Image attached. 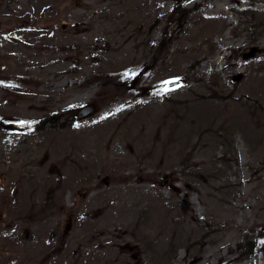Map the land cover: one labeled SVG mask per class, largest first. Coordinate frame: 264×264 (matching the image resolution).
<instances>
[{
	"label": "rangeland",
	"instance_id": "rangeland-1",
	"mask_svg": "<svg viewBox=\"0 0 264 264\" xmlns=\"http://www.w3.org/2000/svg\"><path fill=\"white\" fill-rule=\"evenodd\" d=\"M0 19L49 26L28 66L2 60L46 124L26 186L0 167L1 222L27 191L32 234L78 208L61 264H264V0H0Z\"/></svg>",
	"mask_w": 264,
	"mask_h": 264
},
{
	"label": "flooded vegetation",
	"instance_id": "flooded-vegetation-1",
	"mask_svg": "<svg viewBox=\"0 0 264 264\" xmlns=\"http://www.w3.org/2000/svg\"><path fill=\"white\" fill-rule=\"evenodd\" d=\"M14 21L17 22L11 26L7 25ZM37 21L39 19H0V167L15 168L18 166L22 170V175L20 173L15 174L16 177L19 176L16 182L17 184L21 182L24 186L31 178L29 170L31 166V139L40 136L43 141L44 131L42 128L46 121L44 116L41 117V113L46 111V100L36 91L37 83L34 82L32 86L30 81H25L20 76H6L4 71L9 66H6L4 62L2 63V60L5 56L10 57L12 55L17 60L19 67H26L28 66L26 60L29 61L31 55L42 53V51H38V46H44L45 50V35L49 26L40 27L37 25ZM36 43H38L37 48L35 47ZM30 86L34 90L32 91L34 97L30 96ZM80 107L72 106L65 113L76 122L79 119ZM32 111L40 114V117L34 118L33 133L29 126L30 120H32V116L29 114ZM11 178L14 179L12 176ZM13 184H10L8 188L13 190L15 188ZM32 195L35 194L32 193ZM61 195L46 193L40 203L42 208L48 207L50 211H54L56 208L57 211L63 212L64 206L60 204L63 199ZM12 196H14L12 197L14 205L24 207L23 214H16L6 220V223L0 221V239L3 243L0 252V264L19 262L30 264L33 258L30 254L31 251L42 253L39 264H61V261L66 260L69 254L75 253L72 249L68 251V247L73 244V240L70 238L73 232V217L78 209L76 206H71L70 211L67 209L69 221L59 231L61 233L50 232L47 230L48 227H45L46 230H42L43 226L40 233L32 234L30 221L33 217L30 205L34 208L38 204V200L31 198V196L27 197V191H24L22 196H15V193H12ZM8 199L5 197L2 203L7 204ZM2 219L0 218V220ZM40 238H44L45 241L39 240ZM38 241H41L40 246ZM63 251L69 252L66 257L64 256L65 259H62Z\"/></svg>",
	"mask_w": 264,
	"mask_h": 264
},
{
	"label": "water",
	"instance_id": "water-1",
	"mask_svg": "<svg viewBox=\"0 0 264 264\" xmlns=\"http://www.w3.org/2000/svg\"><path fill=\"white\" fill-rule=\"evenodd\" d=\"M97 110V106L95 103H91L88 105H85L84 107H82L79 111V117H85L88 116L90 114H92L93 112H95Z\"/></svg>",
	"mask_w": 264,
	"mask_h": 264
},
{
	"label": "trees",
	"instance_id": "trees-1",
	"mask_svg": "<svg viewBox=\"0 0 264 264\" xmlns=\"http://www.w3.org/2000/svg\"><path fill=\"white\" fill-rule=\"evenodd\" d=\"M221 126H224V124L221 125ZM207 128H208L207 130L212 129V127H207ZM217 131H218V129H216V130L214 131V134H216ZM207 132H209V131H207ZM217 135H218V134H217ZM221 144H225V141H224L223 139H222V141H221ZM230 151H231V153L236 152V147L234 146V143L231 144V149L229 150V152H230Z\"/></svg>",
	"mask_w": 264,
	"mask_h": 264
}]
</instances>
